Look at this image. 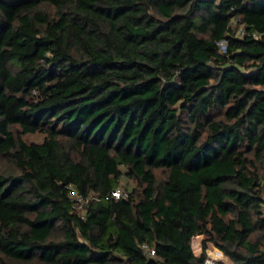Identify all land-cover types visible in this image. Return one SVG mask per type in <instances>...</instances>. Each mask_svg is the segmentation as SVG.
Returning a JSON list of instances; mask_svg holds the SVG:
<instances>
[{"label":"trees","instance_id":"obj_1","mask_svg":"<svg viewBox=\"0 0 264 264\" xmlns=\"http://www.w3.org/2000/svg\"><path fill=\"white\" fill-rule=\"evenodd\" d=\"M209 244L264 264V0H0V264Z\"/></svg>","mask_w":264,"mask_h":264},{"label":"rangeland","instance_id":"obj_2","mask_svg":"<svg viewBox=\"0 0 264 264\" xmlns=\"http://www.w3.org/2000/svg\"><path fill=\"white\" fill-rule=\"evenodd\" d=\"M50 10H52L51 8H49ZM23 138L26 141H41L43 139V133L41 132H33V133H26L22 135ZM120 190L122 192H125L122 188H120ZM201 239H202V235L201 234H197L193 236V241H192V246H193V250L195 253H199L201 250ZM219 249L217 247H215L212 244H209L208 247L206 248V253H207V257H213L215 260V263H217V261H219L220 259L228 261V259L226 258V256H224L223 254L218 255L217 251ZM220 251V250H219Z\"/></svg>","mask_w":264,"mask_h":264},{"label":"built area","instance_id":"obj_3","mask_svg":"<svg viewBox=\"0 0 264 264\" xmlns=\"http://www.w3.org/2000/svg\"><path fill=\"white\" fill-rule=\"evenodd\" d=\"M243 32V29L241 28L240 29V33H242ZM255 36H257L256 34H254ZM217 44H218V46L220 47V49L221 50H224L225 49V46H226V43H225V39H220V40H218L217 41ZM67 188H68V194H69V196H71L72 198H74L75 199V201L76 202H78V203H83V199H82V197L78 194V193H76L75 192V190L70 186V185H68L67 186ZM112 194L115 196V197H119V196H123V197H125L126 196V192H122L120 189H115V190H113L112 191ZM197 235V234H196ZM192 241H193V236L191 237V240H190V244H191V247H192V250H193V246H192ZM142 246L144 247V248H146V251L150 254V255H153L154 254V249L153 248H150V247H148L146 244H142ZM194 251V250H193ZM217 254L218 255H222V252L221 251H217ZM215 260L216 259H214L213 257H205V259H204V263L205 264H214L215 263Z\"/></svg>","mask_w":264,"mask_h":264}]
</instances>
